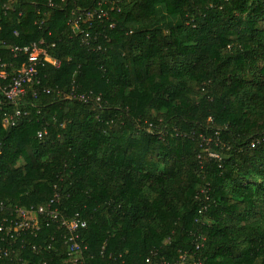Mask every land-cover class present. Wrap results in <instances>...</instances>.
Returning <instances> with one entry per match:
<instances>
[{"label":"trees","instance_id":"16d2710c","mask_svg":"<svg viewBox=\"0 0 264 264\" xmlns=\"http://www.w3.org/2000/svg\"><path fill=\"white\" fill-rule=\"evenodd\" d=\"M8 1L0 39H44L61 65L12 128L0 95V203L58 194L88 264H264V0H115L89 43L71 10L98 0ZM22 237L0 264H73L60 224Z\"/></svg>","mask_w":264,"mask_h":264},{"label":"built area","instance_id":"2783aa9c","mask_svg":"<svg viewBox=\"0 0 264 264\" xmlns=\"http://www.w3.org/2000/svg\"><path fill=\"white\" fill-rule=\"evenodd\" d=\"M49 4L54 6L53 2ZM0 8L6 14L15 10V6L9 1ZM113 11H121V7L117 5L115 0H98L95 6L90 8L76 6L71 10L70 28L73 34L83 35V41L89 43L92 39L90 31L94 24L106 22L110 23L111 27L115 25L111 16ZM15 35H18L17 31ZM54 46L55 44L52 45V47ZM6 53L11 54L13 58L11 62L6 61ZM47 64L58 68L61 61L49 54L44 39L23 46L10 44L5 39H0V95L5 102L14 106L11 112H5L3 116V126L5 128L16 126L21 118L30 115L29 111L24 110L26 105L30 104L26 99L27 92L30 87L41 86L39 69ZM43 92L50 94L52 90L45 87ZM33 96L37 98L38 92L34 91ZM67 97L99 106L102 102L101 95H94L93 92L77 93L75 89L67 94ZM45 133V131L39 132V137H42ZM210 155L218 157L214 153H210ZM58 204V194L47 204L39 206L10 208L6 207L4 203H0V212L5 211L7 213V216L0 219V259L10 257L13 254L16 255L13 245L18 238H23L22 236L28 233L37 234L41 230L43 222L53 221L60 224V227L65 231V244L68 247V255L71 257L73 264H88L84 259L86 247L80 243L81 237L78 232L81 227H86V222L82 221L78 215L71 219L65 218L61 214ZM6 241L7 245L3 244ZM181 259L182 262L175 264H183L185 257L182 256ZM147 262L150 264L151 260L148 259ZM18 264L26 263L21 259ZM161 264L168 263L163 262Z\"/></svg>","mask_w":264,"mask_h":264},{"label":"rangeland","instance_id":"374dc122","mask_svg":"<svg viewBox=\"0 0 264 264\" xmlns=\"http://www.w3.org/2000/svg\"><path fill=\"white\" fill-rule=\"evenodd\" d=\"M170 135H171V137L173 138V136H174V133L172 132V133H170Z\"/></svg>","mask_w":264,"mask_h":264}]
</instances>
